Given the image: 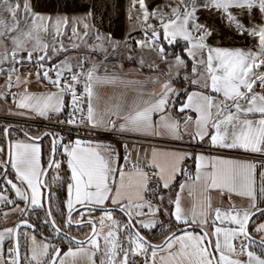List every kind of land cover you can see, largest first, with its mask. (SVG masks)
Returning a JSON list of instances; mask_svg holds the SVG:
<instances>
[{
  "label": "snow or ice",
  "instance_id": "6c2138e0",
  "mask_svg": "<svg viewBox=\"0 0 264 264\" xmlns=\"http://www.w3.org/2000/svg\"><path fill=\"white\" fill-rule=\"evenodd\" d=\"M0 78V264H264V0H0Z\"/></svg>",
  "mask_w": 264,
  "mask_h": 264
},
{
  "label": "crops",
  "instance_id": "0c3cea01",
  "mask_svg": "<svg viewBox=\"0 0 264 264\" xmlns=\"http://www.w3.org/2000/svg\"><path fill=\"white\" fill-rule=\"evenodd\" d=\"M120 4L124 6V8L126 9L127 7V0H119ZM123 14H121L120 16V19L117 21L118 24L122 23L123 22ZM22 72H28V71H31L32 70V66L31 65H26L25 67L21 68L20 69ZM0 83H2V78H0ZM42 86L41 85H38L35 81H33L30 85V88L31 90L33 91H36L38 90L39 88H41ZM6 108V107H5ZM6 112V111H5ZM5 115L7 116V113H5ZM11 119H20V120H25L27 118L25 117H9ZM33 119H37V118H33ZM32 119V120H33Z\"/></svg>",
  "mask_w": 264,
  "mask_h": 264
},
{
  "label": "built area",
  "instance_id": "2783aa9c",
  "mask_svg": "<svg viewBox=\"0 0 264 264\" xmlns=\"http://www.w3.org/2000/svg\"><path fill=\"white\" fill-rule=\"evenodd\" d=\"M5 119H11L8 116H3L0 115V121H3ZM13 120H20V119H13ZM23 121V120H21ZM33 130L35 131L37 128H40L41 130H43V127L47 124L46 121H43L42 119H33L30 121Z\"/></svg>",
  "mask_w": 264,
  "mask_h": 264
},
{
  "label": "rangeland",
  "instance_id": "374dc122",
  "mask_svg": "<svg viewBox=\"0 0 264 264\" xmlns=\"http://www.w3.org/2000/svg\"><path fill=\"white\" fill-rule=\"evenodd\" d=\"M5 107L6 106L3 104V101H0V115L6 116Z\"/></svg>",
  "mask_w": 264,
  "mask_h": 264
}]
</instances>
